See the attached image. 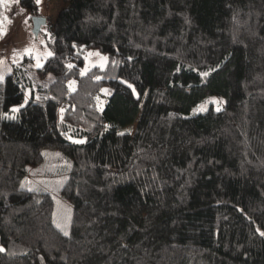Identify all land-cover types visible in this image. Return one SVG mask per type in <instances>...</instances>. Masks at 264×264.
I'll return each mask as SVG.
<instances>
[{"label": "trees", "instance_id": "16d2710c", "mask_svg": "<svg viewBox=\"0 0 264 264\" xmlns=\"http://www.w3.org/2000/svg\"><path fill=\"white\" fill-rule=\"evenodd\" d=\"M61 1L53 80L0 81V264H264V0ZM90 49L107 63L82 74ZM50 152L68 236L22 187Z\"/></svg>", "mask_w": 264, "mask_h": 264}, {"label": "rangeland", "instance_id": "374dc122", "mask_svg": "<svg viewBox=\"0 0 264 264\" xmlns=\"http://www.w3.org/2000/svg\"><path fill=\"white\" fill-rule=\"evenodd\" d=\"M0 3L2 6L0 11V77L4 79L8 74L19 71L25 76L26 83L32 84L33 88L38 85H48L53 80V75L48 74L43 78L38 75L37 57H39V64L42 65L48 57L47 53H52L49 46V22L54 21L64 3L61 0H39L38 16L46 17L47 21L41 26L37 36L32 32L31 16L19 6L17 0H0ZM90 53L92 55H89ZM106 63L105 55L93 49L87 50L81 72L85 73L96 66L103 68ZM69 87L71 90L75 88L74 80L69 82ZM30 98L31 88L27 85L23 104ZM211 104L217 108L221 106L222 101L214 96L207 97L195 108V112H203ZM102 105L101 101L99 106L102 107ZM135 127L136 121L122 132L133 134ZM48 154L52 155L47 158L41 168L30 170L29 175L23 181V187L50 192L55 200L54 221L68 232L71 219L67 220L66 217L69 215L72 217V205L60 196L59 189L63 184L61 182H64L68 175L70 163L59 153L50 152Z\"/></svg>", "mask_w": 264, "mask_h": 264}, {"label": "snow or ice", "instance_id": "6c2138e0", "mask_svg": "<svg viewBox=\"0 0 264 264\" xmlns=\"http://www.w3.org/2000/svg\"><path fill=\"white\" fill-rule=\"evenodd\" d=\"M37 2H39V0H37ZM47 55L48 56H51V55H53L51 52H49V53H47ZM89 55H92L91 53L89 54ZM106 59V58H105ZM37 67H41V65L39 64V57H37ZM68 67L69 68H71L72 67V65H68ZM83 74V73H82ZM209 73H207V72H205V73H203V75L204 76H207ZM97 79H99V77H97ZM3 80V77H0V81H2ZM73 84H74V82H72ZM72 85H70V87H71ZM129 87H131V85H129ZM74 90V89H73ZM103 91H105V92H107V90H103ZM201 110H203V109H201ZM217 110H219V109H217ZM12 111L13 112H15V111H18V109H16V108H14V109H12ZM61 112H63V109H61ZM9 118H12V119H14L15 117H9ZM121 135H124V133H120ZM130 134V133H129ZM76 143H83V141H75ZM68 167L70 168L71 167V165H68ZM61 183H63V181L61 182ZM22 187H23V185H22ZM29 191H35V189H29ZM66 219L67 220H70L71 219V217H70V215L68 216V217H66ZM53 223H56L55 221H53ZM56 227L58 228V229H60L62 232H63V234L65 235V236H68L69 235V233L67 232V231H65L63 228H61V225L59 224V223H56ZM258 231H259V229H258ZM261 236H264V231H260V233H259ZM3 251H5V249H3L2 247H0V252H3ZM41 259H43V257H41Z\"/></svg>", "mask_w": 264, "mask_h": 264}, {"label": "water", "instance_id": "95a60500", "mask_svg": "<svg viewBox=\"0 0 264 264\" xmlns=\"http://www.w3.org/2000/svg\"><path fill=\"white\" fill-rule=\"evenodd\" d=\"M32 21H33V29H32V32L35 36L38 35L39 31H40V28L43 24H45V18L43 17H33L32 18Z\"/></svg>", "mask_w": 264, "mask_h": 264}]
</instances>
